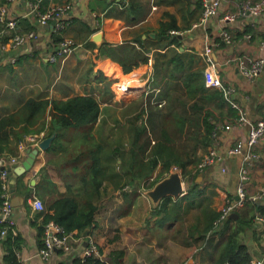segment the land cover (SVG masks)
<instances>
[{"label":"crops","instance_id":"crops-1","mask_svg":"<svg viewBox=\"0 0 264 264\" xmlns=\"http://www.w3.org/2000/svg\"><path fill=\"white\" fill-rule=\"evenodd\" d=\"M56 1L72 5L69 24L60 35L74 39L77 44L65 61L57 62L49 59V52L58 45L55 42L57 32L54 21L47 25L40 23L35 3L30 0L8 3L9 16L18 23L15 28L0 29L2 36L4 33L9 35L6 41L16 34L30 31L37 32L38 38L28 39L19 48H11L10 45L7 51L0 54V119L18 110L30 98L67 99L74 95H94L102 107L100 118L93 128L94 134L99 139L108 136L112 149L120 147L129 151L134 120L140 112L141 99L147 98L152 91V80L157 77V65L161 71L157 84L173 89L181 73L175 70L179 66L170 58L181 53L186 68L202 69L205 72L208 64L205 59L207 47L212 50V59L223 83L233 88L236 100L246 109L249 119L255 121L264 117V67L256 79L251 80L241 73L237 62L241 55L264 57V12L257 16L249 14L234 21L224 19L228 12H238L243 2L259 0H223L219 13L207 23L201 22L204 0ZM2 4H6V1L0 0V6ZM164 23L166 26L176 24V27L165 31ZM246 28H250V32L237 38L236 35ZM100 31L103 34L102 41L97 42L93 37ZM224 32L232 36V42L225 40L224 44L221 43ZM140 36L144 39L143 43L136 40ZM125 44H133L137 49L146 51L149 61L125 73L118 61L102 54L105 45ZM15 49L18 51L12 53ZM172 71L175 74L173 76ZM131 82H134L133 85ZM215 112L220 117L217 135L211 144L199 149V154L204 158L211 149H216L224 157L197 170L199 174L194 182L195 190L201 192H187L188 195L186 193L179 199H173L178 203L183 201L178 208L172 205L167 207L173 219L160 223L162 214L153 212L155 206H152L151 199L143 192L139 197L142 206L136 205L135 201L128 203L125 215L118 216L114 212L105 214L107 210L104 211L105 207L102 206L106 201H99L96 223L89 235L98 242L101 258L108 264H112L111 253L115 250L124 251L123 264H214L228 234L222 228L228 218L233 217L229 215L220 222V232L209 234L205 230L211 224L214 214L221 213L226 199L237 197L241 169L250 152L246 143L250 125L239 124L227 108H216ZM158 117L162 119L163 112ZM227 125H231V128H226ZM84 130V127L65 130V146L73 148ZM44 133L27 135L19 144L18 154H7L16 156L19 164L23 163L29 155V149L36 147L45 138ZM32 136H38L37 141H32ZM54 141L49 149L39 150L33 166L10 186L13 204L11 217L14 220L12 229L14 234L20 235L17 253L20 261L25 264H79L76 261L82 258L85 242L89 238L82 235L80 241L72 243L71 250L56 249L49 258H43L39 253L41 245L38 223L42 218L40 210L33 206V198L38 196L47 205L68 193L67 179L59 168L63 149L54 150ZM239 141L244 142L242 151L229 154L228 150ZM254 150L258 157L250 167V177L246 181L249 193H255L264 186V138ZM161 168L159 165L153 176ZM175 168L179 167L174 165L171 170ZM14 170H11L13 177ZM20 177L22 184L19 185ZM191 184V179L186 177V191H189ZM145 185L143 183L141 188ZM116 189L113 181L108 180L102 199L111 196L106 195L107 192L120 194L121 190L115 193ZM28 190L32 191L30 197H27ZM119 197L117 195V199ZM123 201L121 198L119 202ZM246 207L238 209V213L245 212ZM101 214H105V217ZM112 217L121 223L114 227L112 232L115 235L108 237L111 229L107 221ZM191 232L194 233L193 237L190 236ZM5 236L0 237V264H7V252L2 239ZM243 242L249 246L253 260L263 258L264 226L257 222L256 226L248 228L243 233Z\"/></svg>","mask_w":264,"mask_h":264},{"label":"trees","instance_id":"trees-1","mask_svg":"<svg viewBox=\"0 0 264 264\" xmlns=\"http://www.w3.org/2000/svg\"><path fill=\"white\" fill-rule=\"evenodd\" d=\"M30 1L38 3L41 11H45L50 5L49 0ZM166 25L163 24L165 31L176 27V24ZM2 28L7 30L6 24L0 22V29ZM246 32H250V28L238 33L236 37H241ZM8 37L9 35L4 33L3 41ZM62 39L60 32H57L55 42L59 43ZM136 40L139 43L144 41L141 36ZM223 41L225 40L221 41L222 44ZM102 54L118 61L125 73L149 61L146 51L137 49L133 44L105 45ZM172 60L179 66L175 70L181 73L178 75V84L173 89L170 86L158 85L161 71L157 65V77L155 76L151 85L153 91L147 98L141 99L140 112L134 120V134L129 151L120 147L112 149L108 136L99 139L94 134L93 128L102 113L101 103L94 95H74L67 99L30 98L18 110L0 119V155L18 154L19 144L27 135L40 134L42 131L45 132L44 137L57 133L52 148L63 149V159L59 168L67 179L68 193L53 199L45 205L44 210L40 211L42 219L38 224L41 247L44 246L45 225L50 221L63 227L66 232L78 236L84 235L86 229H92L96 223L99 201L104 195L105 183L110 179L117 189H125L127 185L134 186L136 193L143 183L150 181L159 165L162 167L159 176L163 174L162 177L177 165L185 179L189 177L192 181L188 193L201 192L195 190L194 183L199 174L197 166L203 159L199 149L211 144L217 135L220 117L216 115L215 109L227 108L228 113L231 111L236 118L239 114L232 105L234 94L229 95L226 91L228 85L223 83V87L208 86L205 72L202 69L186 68L181 53L174 58L171 57L170 61ZM171 75H175L174 71ZM160 102L164 103L161 105ZM160 112H163L162 119L158 117ZM49 114L50 120H48ZM78 127H84V133L79 136L73 148L66 147L65 130ZM158 180L150 181L147 187H153ZM18 184H22V177L19 178ZM3 192V184L0 180V208L4 206ZM130 193L127 189L124 190L126 198ZM31 195L32 191L28 190L27 197ZM173 199L171 196L166 197L155 206L153 212L162 214L160 223L173 219L167 207L180 206V203ZM246 206L245 212H240L237 219L228 218L222 228V231L228 234L214 264L227 262L252 264L253 256L249 246L243 242V233L248 228L256 226L257 215L264 214V202L254 204L249 202ZM219 217L220 212L214 214L205 232L209 234L220 232L221 224L217 223ZM5 225L6 223H0V237H3L1 230ZM190 236L193 237L194 233L191 232ZM2 239L7 252L5 255L7 264H21L17 253L20 235L14 234L13 229L9 228ZM110 260L112 264H123L124 251H113ZM76 262L108 264L105 259L96 255L83 260L77 259Z\"/></svg>","mask_w":264,"mask_h":264},{"label":"built area","instance_id":"built-area-1","mask_svg":"<svg viewBox=\"0 0 264 264\" xmlns=\"http://www.w3.org/2000/svg\"><path fill=\"white\" fill-rule=\"evenodd\" d=\"M17 1V0H6V4L0 6V22L6 24L7 28H15L17 26V20L11 18L8 12V3ZM51 3L45 11L39 10V4L35 3V10L37 14V19L40 23L47 25L54 21V27L57 32H62L69 24V11L72 7L70 3L61 4L56 0H50ZM223 0H204L203 3V13L201 17V22L207 23L211 18L216 16L221 8ZM264 12V0H259L256 2L245 1L243 2L241 9L238 12H228L225 14L224 19L227 21H234L239 17H244L249 14L252 15H261ZM251 37V35H248ZM38 38V34L35 31H30L28 33L16 34L10 40L3 41L2 33L0 32V54L7 49L19 48L28 39ZM223 39L227 42H232V36L228 32L223 33ZM264 44V43H263ZM77 44L74 39L63 38L58 45L49 52V59L52 62L65 61L69 55H71ZM212 50L210 47H207L205 51V59L208 62L207 68L205 70V81L206 84L210 87H223L222 77L215 66V63L212 59ZM238 66L241 73L247 78L254 80L261 73L264 67V57H251L249 55H241L237 58ZM129 89V88H127ZM153 91V89H152ZM227 93L230 95L233 93V88L228 87L226 89ZM164 102H160L162 105ZM232 105L238 110L239 117L237 121L239 124H249V132L246 143L250 147V152L246 157L245 165L241 169V182L237 189L236 198H227L224 205L221 208L220 217L217 220V223H220L222 220L227 218L232 212L237 211L238 209L245 207L247 203H261L264 202V186H262L255 193H249L246 188V181L250 177V167L252 166L254 160L258 157V154L254 150L256 145L264 138V117L259 118L255 121H251L247 115L246 109L234 98L232 99ZM226 128H231V125H227ZM39 136V135H38ZM37 136V137H38ZM41 136V135H40ZM37 137L32 136V141H37ZM244 142L239 141L234 147L228 150L229 154L239 153L242 151ZM223 155L220 154L216 149H211L198 164L197 169H203L207 165L215 163L216 160L223 159ZM18 163L16 156L9 154L0 155V180L3 184V196L4 206L0 208V223H6L4 228L1 230V236H5L8 233L9 228L14 227V220L12 219V196L10 186L11 182V170L12 167ZM33 206L37 210H44L45 203L41 198L35 196L33 198ZM257 220L264 226V214H258ZM88 244L84 246L82 252V258L96 255L102 256L100 247L96 239L89 235ZM81 236H78L74 233H68L65 229L53 221L48 222L45 225V235H44V246L40 249V255L43 258H49L56 249L71 250L73 242L80 241ZM81 243V242H78ZM264 257L261 259L252 260V264H263ZM25 264V263H21ZM198 264V263H190ZM226 264H230L227 262Z\"/></svg>","mask_w":264,"mask_h":264},{"label":"water","instance_id":"water-1","mask_svg":"<svg viewBox=\"0 0 264 264\" xmlns=\"http://www.w3.org/2000/svg\"><path fill=\"white\" fill-rule=\"evenodd\" d=\"M102 37L103 34L100 31L95 33L93 39L97 42H101ZM17 51L18 49H15L11 52L16 53ZM56 135L57 133H54L51 136L41 139L36 145V147L29 149V155L23 161V163L19 164L18 162L12 167V170L15 168L14 170L15 177H13V173H12V178H11L12 184L16 183L17 177L24 174L33 166L40 149L47 150L49 149V147H51V144L55 139ZM185 189H186L185 176L183 175V172L180 168H175L171 170L166 176H164L159 181H157L153 187H151L150 189H145V191L146 194L151 198L154 206H157L162 202L164 198L169 196L175 199H179L182 195L188 192ZM238 215H239L238 211H234L230 214V217L236 218ZM1 217L2 215L0 214V218ZM90 231H91L90 228L86 229L84 232V236H89ZM85 244L87 245L88 241H86Z\"/></svg>","mask_w":264,"mask_h":264},{"label":"rangeland","instance_id":"rangeland-1","mask_svg":"<svg viewBox=\"0 0 264 264\" xmlns=\"http://www.w3.org/2000/svg\"><path fill=\"white\" fill-rule=\"evenodd\" d=\"M127 78V77H126ZM125 78V81H127V79ZM132 83V82H131ZM134 83V82H133ZM133 83H132V85H133ZM107 134H108V130H107ZM107 146H108V144H107ZM160 174H159V172L155 175V176H152L151 177V179H150V181H155V180H160L161 178H163L162 176H163V174L161 175V176H159ZM164 176H165V174H164ZM158 180V181H159ZM149 181V182H150ZM149 182H146V186H144V188H138L137 189V191H136V193L134 192V186H132V188L129 186V185H127L126 187H125V189H123V188H121L120 190V194H117V195H119L120 197L117 199V195L116 194H114V193H112V192H107L106 193V195H111L110 197H106L107 199H101L100 201H103V202H105L104 204H103V206L102 207H105L104 208V211H106V213L105 214H107L108 212H114V213H116L118 216H120V214H122V215H125L124 214V212H126V210H127V205H128V203H132L133 201H135L136 202V205L138 204V206H142V202H141V198H139V197H141V195H142V192L145 194V195H147L146 194V191H145V189H150L149 187H147V185L149 184ZM127 189V191H129V192H131L130 194H129V196L126 198V197H124L125 195H124V190H126ZM116 191H118V189H116L115 190V193H116ZM121 193H122V195H124L123 197H121ZM148 196V195H147ZM149 197V196H148ZM123 199L124 201L123 202H119L120 201V199ZM150 198V197H149ZM140 199V200H139ZM151 199V198H150ZM175 199V198H174ZM128 200V201H127ZM103 202H101V203H103ZM151 204H152V206H154V204H153V202H152V200H151ZM183 204V201L180 203V205H182ZM127 206V207H126ZM103 211V212H104ZM105 214H101V216L104 218L105 216ZM117 220V221H116ZM122 220H124L123 218H122ZM122 220H120V221H122ZM107 223L110 225L109 227V229H111V234H109V236L108 237H112V234H114L112 231L114 230V227H116L119 223H121V222H119V220L118 219H116V218H114V217H112V218H110L109 219V221H107ZM180 224V223H179ZM115 235V234H114Z\"/></svg>","mask_w":264,"mask_h":264},{"label":"bare ground","instance_id":"bare-ground-1","mask_svg":"<svg viewBox=\"0 0 264 264\" xmlns=\"http://www.w3.org/2000/svg\"><path fill=\"white\" fill-rule=\"evenodd\" d=\"M133 79V78H132ZM137 79V78H136ZM135 81V80H134ZM139 82H141V81H139ZM131 85H132V83H131ZM130 87H132V86H130ZM129 88V87H128ZM132 89V88H131ZM131 92V91H130Z\"/></svg>","mask_w":264,"mask_h":264}]
</instances>
